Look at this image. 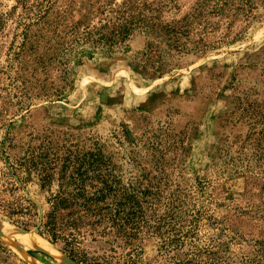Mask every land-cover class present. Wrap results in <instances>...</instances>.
I'll return each mask as SVG.
<instances>
[{
  "label": "rangeland",
  "instance_id": "rangeland-1",
  "mask_svg": "<svg viewBox=\"0 0 264 264\" xmlns=\"http://www.w3.org/2000/svg\"><path fill=\"white\" fill-rule=\"evenodd\" d=\"M253 2L216 12L215 0H0V264H71L25 228L35 217L8 214L28 198L49 209L57 182L43 189L21 165L41 146L100 154L160 226L140 237L145 255L174 241L169 255L195 264H264V0ZM121 11L161 23L201 14L190 38L210 47L163 46L154 72L144 51L160 38L147 27L112 47L88 39L109 35Z\"/></svg>",
  "mask_w": 264,
  "mask_h": 264
},
{
  "label": "trees",
  "instance_id": "trees-1",
  "mask_svg": "<svg viewBox=\"0 0 264 264\" xmlns=\"http://www.w3.org/2000/svg\"><path fill=\"white\" fill-rule=\"evenodd\" d=\"M208 1L211 0H199V4ZM253 1L215 0L213 11L227 6L234 12L246 10ZM49 3L40 10L41 14H46L51 8L52 2ZM199 16L201 14H193L175 23H161L153 15L122 14L121 11L113 21L104 25L110 27L109 35L100 32L102 27L96 30L100 35L98 38H93L92 30H87L86 35L95 43L105 41L108 47H112L124 42L137 27H147L149 34L160 39L149 41L144 55L154 72H159L165 51L163 46L180 54L204 52L210 47L203 38L197 42L190 38L192 24ZM190 41L194 44H189ZM25 42L26 38L22 45ZM1 148L6 149L5 142ZM30 154L31 159L21 163L23 169L28 173L32 170L37 172L41 188L50 187L54 180L58 188L46 199L48 210L40 212L37 203L28 198L29 205L9 212V217L17 213L35 217L34 223H24L25 228L33 226L51 243L61 244L62 252L73 261L78 264H195L177 254L169 255L171 247H179L172 243L174 241L159 244L156 253L145 255L147 243L140 237L156 232L160 226L142 218V211L132 206L134 196L120 186L119 178L100 154L68 148L61 155L46 146L33 148ZM8 168L11 169L9 175L20 181L19 167ZM12 221L15 224L20 222ZM89 243H98L100 247L93 249Z\"/></svg>",
  "mask_w": 264,
  "mask_h": 264
},
{
  "label": "water",
  "instance_id": "water-1",
  "mask_svg": "<svg viewBox=\"0 0 264 264\" xmlns=\"http://www.w3.org/2000/svg\"><path fill=\"white\" fill-rule=\"evenodd\" d=\"M0 237H2V238H4V239L8 238L7 235H6V233H5V231H4L1 227H0ZM65 257H66V259L68 260V261H67L68 263H71V264H78V263H76L75 261H73L71 258H69L67 255H66Z\"/></svg>",
  "mask_w": 264,
  "mask_h": 264
},
{
  "label": "bare ground",
  "instance_id": "bare-ground-1",
  "mask_svg": "<svg viewBox=\"0 0 264 264\" xmlns=\"http://www.w3.org/2000/svg\"><path fill=\"white\" fill-rule=\"evenodd\" d=\"M62 264H64V263H62Z\"/></svg>",
  "mask_w": 264,
  "mask_h": 264
}]
</instances>
